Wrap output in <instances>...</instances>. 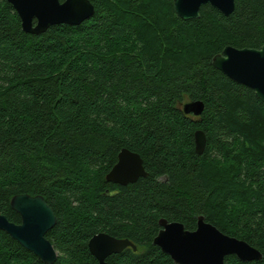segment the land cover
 <instances>
[{"label": "trees", "instance_id": "obj_1", "mask_svg": "<svg viewBox=\"0 0 264 264\" xmlns=\"http://www.w3.org/2000/svg\"><path fill=\"white\" fill-rule=\"evenodd\" d=\"M90 1L80 26L31 35L0 0V213L20 224L12 198L44 197L54 264H98L88 244L99 233L137 247L108 264H175L154 244L159 220L194 231L200 216L263 255L226 264H264V103L212 63L226 46L264 45V0H235L229 17L206 5L189 21L174 0ZM196 101L203 114L186 115ZM122 149L147 177L106 180ZM0 264L45 263L0 230Z\"/></svg>", "mask_w": 264, "mask_h": 264}, {"label": "water", "instance_id": "obj_2", "mask_svg": "<svg viewBox=\"0 0 264 264\" xmlns=\"http://www.w3.org/2000/svg\"><path fill=\"white\" fill-rule=\"evenodd\" d=\"M22 23L26 34L41 35L53 26H80L95 14L90 0H8ZM210 5L229 17L235 10V0H174V9L184 21L201 17L202 7ZM213 66L237 84L254 91L264 103V45L260 49H239L226 46L222 53L213 58ZM205 109L202 101L188 102L182 106L186 115L200 117ZM207 147L206 134L195 133V150L204 154ZM148 173L141 156L128 149H122L118 162L107 174L110 183L127 186L145 178ZM12 209L22 219L20 224L11 222L0 213V230L7 233L23 248L35 254L45 264H54L58 252L47 238L57 224L54 210L42 196L19 194L11 200ZM160 231L154 244L170 256L175 264H226L228 256H236L242 262L262 259V253L248 242L228 236L217 227L198 218L197 228L187 230L180 222L159 220ZM89 250L98 264H108L107 259L120 254L126 248L137 251L128 239H118L107 233H99L89 241Z\"/></svg>", "mask_w": 264, "mask_h": 264}]
</instances>
